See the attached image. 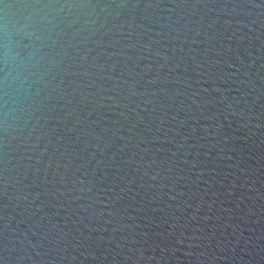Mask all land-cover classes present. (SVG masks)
Instances as JSON below:
<instances>
[{
    "label": "water",
    "instance_id": "obj_1",
    "mask_svg": "<svg viewBox=\"0 0 264 264\" xmlns=\"http://www.w3.org/2000/svg\"><path fill=\"white\" fill-rule=\"evenodd\" d=\"M0 264H264V0H0Z\"/></svg>",
    "mask_w": 264,
    "mask_h": 264
}]
</instances>
